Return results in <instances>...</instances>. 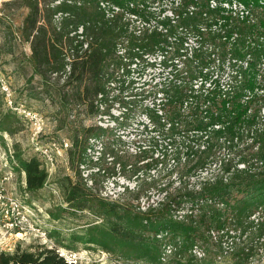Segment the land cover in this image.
<instances>
[{
    "label": "trees",
    "instance_id": "obj_1",
    "mask_svg": "<svg viewBox=\"0 0 264 264\" xmlns=\"http://www.w3.org/2000/svg\"><path fill=\"white\" fill-rule=\"evenodd\" d=\"M156 1L171 2L173 16L158 19L157 26L149 29L154 19L151 5ZM0 2L4 10L15 7L28 10L20 38L30 45L34 74L44 84L54 86L63 82V89L75 88L76 102L95 107L96 113L100 112L99 105L117 76L119 81L130 79L139 66L144 72L153 70L159 59L163 68L160 77L168 72L172 79L168 83L169 77L160 82L152 78L148 82L151 89L144 95L151 104L145 106L143 113L152 127L161 126L162 145L156 159L148 155L147 148L138 147L136 155L142 158L139 162L143 164L136 171V179L143 173L152 178L151 172L168 165L184 164L190 167V173L203 172L215 163L218 144L230 152L243 147L237 163L220 160V178L187 189L185 194L172 200L166 194L167 203L144 213L126 201H110L94 194L87 184L66 178L62 188L68 207L74 212L88 211L102 221L100 226L87 230V239L82 238L85 243L111 252L119 249L126 258L154 262L162 249L156 235L164 232L170 235L168 242L180 248L177 252L180 260L175 264H200L202 261L189 251L198 243L207 246L203 233L208 235L216 230L223 233L221 239L229 236L234 240L229 234L231 227L241 231L246 225V228L258 227L264 231V221L257 220V224L251 221L264 209V88L260 83L264 66V0ZM2 15L0 22L7 17ZM136 22L146 28L133 30ZM189 36L196 41L191 48L187 46ZM216 58L222 66H229L226 77L213 72ZM186 61L188 68H182L180 64ZM129 82L135 84L132 80ZM62 94L65 98V92ZM167 106L179 108L178 114L169 120ZM184 114L187 115L184 130L178 132L179 120ZM2 123L0 132H14ZM106 132L101 126H90L77 133L73 148L68 150V159L77 166L79 178V166L93 147L91 141L101 140ZM247 151L248 156H242ZM18 161L20 171L26 174V191L37 193L44 189L48 174L40 160L19 156ZM171 161L173 164H169ZM185 204L193 210L185 220L176 219L175 210ZM196 208L200 211L195 214ZM245 251L248 250L244 248L242 255H251ZM0 264L81 263L69 262L55 248L35 245L1 252Z\"/></svg>",
    "mask_w": 264,
    "mask_h": 264
},
{
    "label": "rangeland",
    "instance_id": "obj_2",
    "mask_svg": "<svg viewBox=\"0 0 264 264\" xmlns=\"http://www.w3.org/2000/svg\"><path fill=\"white\" fill-rule=\"evenodd\" d=\"M171 8L169 1H156L151 5L154 19L148 28H155L160 18L172 17ZM27 13L25 8L4 10V5L0 2V16L7 15L0 22V78L10 82L16 103H23L40 114L44 134L37 141L34 139L36 129L33 123L7 109L0 89V123L3 122V127L9 126V129L14 130L13 133L0 132V181L3 182L4 193L8 197H14L19 205L16 209V206L10 203L0 202V253L13 252L18 246L27 249L44 245L57 249L61 256L74 263L175 264L176 260H164L166 248L159 253L157 261L151 262L126 258L119 253V249L111 252L98 245L85 243L82 238L87 239V230L91 226H100L102 221L88 211L74 212L68 207L62 188L65 179L69 177L74 183L80 181L82 185L87 184V188L94 194L110 201H126L138 208L137 211L144 213L151 208L160 209L167 203L169 200L164 198L166 194L172 200L185 194L187 189L189 191L206 181L220 178V160L237 163L239 151H242L243 147L230 152L226 146L218 144L214 155L215 163L203 172L190 173V167L183 166L184 164L168 165L160 166L151 172L153 179L146 173L138 174L139 179H136V171L143 164L139 162L142 158L136 155L138 147L147 148L148 155H153L156 159L162 145L161 126L152 127L144 116L145 106L151 104L150 99L145 100L144 92L151 89V83L148 82H151L152 78L155 82H160L169 77L168 83L172 76L165 72L164 76L160 77L163 68L159 59L157 67L153 70L144 72V68L139 66L137 71L132 72L130 79L119 81L120 77L117 76V81L111 84L107 97L99 105L100 112L96 113L95 107L88 108L76 102L75 88L63 89V82L54 86L50 83L44 84L41 78L34 74L30 45L20 38ZM144 26L146 28V25ZM144 26L141 22H136L133 24V30L138 32L144 29ZM217 44L219 45L218 42ZM195 45V39L189 36L188 48ZM187 63L186 61L180 66L188 68ZM212 70L215 75L226 77L230 68L227 64L222 66V62L219 63L216 58ZM260 74V83L264 88V66ZM129 80L135 84H129ZM62 92H65V98ZM166 111V119L169 120L174 114H178L179 108L167 106ZM186 117L184 114L180 118L178 132L184 130L182 126L184 128ZM145 125L148 128H144ZM90 126H101L107 132L101 140L91 141L93 147L88 151L83 165L79 166V178L77 166L70 163L67 150L73 148L77 133ZM179 138L180 136L178 140ZM66 144L68 148L65 147ZM39 147H43L42 151L47 148L51 150L55 157L54 168L47 167ZM57 147L61 149L60 154ZM248 153L250 152L241 154L247 157ZM19 156L25 160L34 157L40 160L48 174L44 189L37 193L26 191V174L20 171ZM126 164L129 166H124ZM169 164H173L172 161ZM254 166H251L252 170ZM137 196L139 199H136ZM191 210L192 207L185 204L181 209L175 210L179 213H175L174 217L184 220ZM195 210V214L200 211L197 208ZM54 215H57V218ZM257 220L264 221V209L251 218L255 224ZM246 227L244 225L241 231L230 228L232 232L229 234L234 237L232 246L227 242L229 236L225 237L223 242L219 238L217 243V239L214 240L218 237L217 233H203L202 237L206 236L204 241L207 246H202L207 258L200 264H264V231L261 232L258 227ZM245 228L247 231L244 233ZM244 248L248 250L245 252L251 255H242Z\"/></svg>",
    "mask_w": 264,
    "mask_h": 264
},
{
    "label": "built area",
    "instance_id": "obj_3",
    "mask_svg": "<svg viewBox=\"0 0 264 264\" xmlns=\"http://www.w3.org/2000/svg\"><path fill=\"white\" fill-rule=\"evenodd\" d=\"M103 7H105V6L103 5ZM0 89H1V92L3 94L4 103L7 107V109L10 110L11 112L15 113V114L18 113L17 115L23 116L26 120L33 123V125L35 126V129H36L34 139L37 141L39 138H41V136L44 133H43V119L40 116V114L38 112H36L35 110H32L31 108L25 106V104H23V103H20V102L16 103L15 102L14 93L12 91L11 84L5 78H2V79L0 78ZM65 147L68 148V144H66ZM42 148L43 147H39L38 149L41 150ZM57 149H58L57 152L60 154L61 149L59 147H57ZM41 152L43 153L47 167L49 169L54 168L55 167V157L52 154L51 150H49L47 148L44 151L41 150ZM0 202L10 203L11 205L16 206V209L19 208L17 200L14 197H11V196L8 197L4 193V186H3V182H1V181H0ZM176 213H179V212H176ZM1 215H2V213H0V216ZM175 215L176 214L174 213V216ZM175 218L178 219L177 217H175ZM185 219H186V217L184 218V220ZM178 220H182V219L179 218ZM210 233H212L213 235H215L217 233L218 237H215V239H214V240L217 239V243H218V239L219 238L221 239V236L223 234V233H218V231H216V230H212ZM156 238L162 243V249L166 248L165 252H164V257H165L164 260L165 261H167L169 259H171L172 261L173 260H180V256L177 257V252L180 251V248H178L177 246L168 242V240L170 239V235L168 233L161 232V233L156 235ZM221 240L223 242L224 238ZM227 242L229 243L230 246L233 245L232 239H229V241H227ZM162 249H161V252H162ZM189 254L196 257L198 260H201V261H204L207 258V254L205 252V248L202 246V243L195 244L191 248V250L189 251Z\"/></svg>",
    "mask_w": 264,
    "mask_h": 264
}]
</instances>
